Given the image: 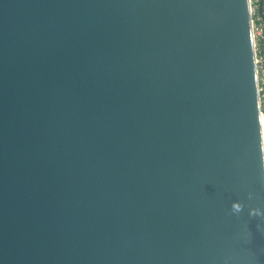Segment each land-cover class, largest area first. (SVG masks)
<instances>
[{
  "label": "water",
  "instance_id": "1",
  "mask_svg": "<svg viewBox=\"0 0 264 264\" xmlns=\"http://www.w3.org/2000/svg\"><path fill=\"white\" fill-rule=\"evenodd\" d=\"M249 210L250 0H0V264H264Z\"/></svg>",
  "mask_w": 264,
  "mask_h": 264
},
{
  "label": "built area",
  "instance_id": "2",
  "mask_svg": "<svg viewBox=\"0 0 264 264\" xmlns=\"http://www.w3.org/2000/svg\"><path fill=\"white\" fill-rule=\"evenodd\" d=\"M259 2L260 0H250L254 61L264 142V0L261 2V10Z\"/></svg>",
  "mask_w": 264,
  "mask_h": 264
},
{
  "label": "clouds",
  "instance_id": "3",
  "mask_svg": "<svg viewBox=\"0 0 264 264\" xmlns=\"http://www.w3.org/2000/svg\"><path fill=\"white\" fill-rule=\"evenodd\" d=\"M231 211L234 213L241 212L242 204L239 201H233L231 203ZM249 215L250 216H260L262 219H264V212H262L261 210H257V211L249 210Z\"/></svg>",
  "mask_w": 264,
  "mask_h": 264
}]
</instances>
